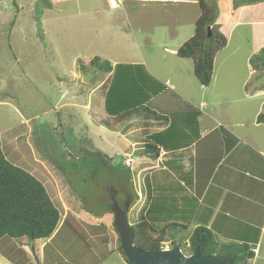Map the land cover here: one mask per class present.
<instances>
[{"label":"rangeland","instance_id":"1","mask_svg":"<svg viewBox=\"0 0 264 264\" xmlns=\"http://www.w3.org/2000/svg\"><path fill=\"white\" fill-rule=\"evenodd\" d=\"M39 1L10 0L12 11L0 15L2 152L10 163L27 171L44 185L61 213L59 226L65 218L74 219L78 231L84 237V242L81 243L76 242L72 236L80 248L78 254L83 252L90 255L89 250L93 251V254L94 251L95 254L99 251L105 252L107 259L103 264H126L118 250L119 235L114 226L113 213L105 210L101 218H96L84 210L83 205H86V202H83L81 191L85 193L87 205L91 209L107 205L111 197L115 196L113 187L119 185V180L108 165L95 157L94 151H102L110 164L118 168V165H124V161L127 160L124 159V153L129 149V145L123 136H120L122 124L118 125L120 127L118 134L105 126L107 120L103 95L108 87V76L89 71L94 75L88 83H84L82 78L89 72L83 74L78 65L81 62L88 66L89 61L95 57L121 65L129 60L124 56L138 54V50H142L146 57L152 56L151 54L158 48L149 49L144 45L147 40L155 42L161 40L158 36L160 31H155L159 29L157 26L159 12L154 4L141 3L139 0H123L118 9L112 7V0H48L51 8L42 9L38 23L39 17L35 9ZM115 1L118 3V0ZM211 1L217 4L216 24L221 25L220 33L227 36L232 31L228 47L215 57L213 73L216 82L210 86L213 90L223 88L221 100L226 99L225 102L233 103L231 106L218 105L216 109V114L220 115L217 116L218 119L227 122L234 113V106L238 108L241 104L253 102V106L257 107L259 101L264 100V96L256 98L255 101L245 100L241 90L242 81L245 79L251 88L258 87L264 90V70L258 77H248L251 68L249 55L256 54L258 49L264 47V25L241 24L231 30L232 24L227 20L229 8L220 0ZM2 5L0 2V8ZM253 15L255 16V13ZM141 16L148 26L140 32L138 26L132 22L128 25L127 20L128 17L138 20ZM240 35L246 37L249 43L240 42ZM141 45L144 47H140ZM163 50L159 49L158 54H163ZM165 54L176 60L169 51ZM195 91L198 92V89ZM90 92L93 94L88 99ZM197 92L190 95L193 99L191 106L192 108L196 106L200 111L198 107L200 92ZM250 93L253 95L252 91ZM88 103L93 105L91 110L85 108ZM199 115L202 116L201 113ZM245 119H251L250 114H246ZM140 120L138 119L137 123H140ZM109 123L112 124L111 121ZM112 126L117 125L113 123ZM131 136L132 141L140 137L137 131ZM66 152H71L73 156L68 157ZM63 157L72 164L79 165L74 166L75 168L70 165L69 170L63 169L60 165L67 164L62 160ZM119 168L116 170L121 171ZM71 171H79L83 180H87L85 188L83 185L81 188L75 185ZM95 172L97 174L92 178L91 175ZM142 172V169L131 171V183L137 199L129 209L130 224L141 218L143 208L149 202L143 194V180L145 174L151 171ZM161 174L151 172V177L154 176L156 180ZM167 174L171 176L174 184H177L171 171L168 170ZM169 185L172 184L168 182L166 186ZM108 190L112 191V195ZM186 190L189 192L188 187ZM158 196L163 199L161 207L157 204V199H154L149 219L177 221L182 215L181 219L186 221L187 226L179 235V239H172L171 231L167 229V235L161 244L167 242L172 247H175L174 243L180 244L184 254L190 255L184 243L187 245V236L195 229L194 223L191 222L193 213L192 217H187L185 212L180 213L169 192L156 191L154 197ZM165 226H160L152 234L153 238H157ZM240 232L241 235L250 234L249 230L236 228L230 235L236 237L235 235H239ZM66 237L64 234L60 237L63 241L60 239L53 243L51 241L45 249L44 245L51 239L34 242L26 239L3 241L0 264L69 263L77 252L72 255L66 249V246L70 245V243L67 245ZM218 242L235 243L224 242L221 239ZM18 251L23 252L20 253L21 256ZM263 257L264 249L261 250L256 264H264V261H261Z\"/></svg>","mask_w":264,"mask_h":264},{"label":"crops","instance_id":"2","mask_svg":"<svg viewBox=\"0 0 264 264\" xmlns=\"http://www.w3.org/2000/svg\"><path fill=\"white\" fill-rule=\"evenodd\" d=\"M139 1L154 4L158 10L157 26L159 29L157 27L158 30L155 31H160L158 36L161 40L160 42L152 40L145 42L144 46L149 49L158 48L151 54L152 56L146 57L142 50H138V54L124 56L129 60L121 64L142 66L147 75L164 86L165 90L153 97L145 106L155 113L163 112L168 118V123H159L135 115L121 123L123 130L120 136H123L122 138L129 145V149L124 153V159L132 160L128 169L162 173L156 180L154 176L151 177V172L145 174L143 194L149 202L144 206L142 215L147 222L154 225L163 226L176 222L175 224L186 226V221L181 219L182 215L177 221L149 219L154 199H157L159 206L163 201L159 196L154 197L156 191L169 192L180 213L185 212L187 217H192L193 213L191 222L194 223V228L198 226L208 228L217 240L253 245L252 249L255 252L251 264H256L261 250L264 249V124L256 122L257 116L262 111L264 100H260L257 107L253 106V102L241 104L238 108L234 106L233 118L231 117L227 122L224 119H218L217 116H220L216 114L218 105L231 106L233 103L232 101L225 102L226 99L221 100L223 88L221 90L210 88L216 82L214 73L210 85L203 87L193 75V61L179 58L176 55L178 48L194 34V24L200 14L196 0ZM0 2L3 3L0 15L12 11L10 0ZM220 2H224L229 8L227 20L232 24L231 30L241 24L264 25V23L254 21V6L234 9L233 0H220ZM143 19L142 16L138 20L128 17L127 22L128 25L132 22L138 26V31L141 32L148 26ZM186 24L187 26H184ZM217 25L220 29L221 25ZM225 37L227 45L222 50L228 47L232 31ZM239 41L249 43L246 37L241 35ZM159 49H164V53L158 54ZM168 51L176 57V60L165 54ZM251 56L249 55L248 61ZM111 66L115 67L116 63ZM260 73L250 68L248 77H258ZM105 75L108 76L107 80L111 76V74ZM247 83V79L242 81L243 99L255 101L256 98L264 96V90L258 87L245 89ZM195 89H198V92ZM251 91L253 95H250ZM195 92H200L198 106L200 111L196 106L195 108L191 106L193 99L190 95ZM215 92H217L216 95ZM92 94L93 92L89 93L88 99ZM92 106L88 103L85 108L91 110ZM188 110L196 113L198 137L193 143L174 151L161 148L156 159L139 154L150 135L162 132L169 126L171 113H184ZM207 110L209 111L206 112ZM200 113L202 116L199 115ZM244 114H250L251 119L246 120ZM105 115L107 120L105 126L118 134L120 123L115 122L106 113ZM138 119L142 121L137 123ZM113 123L117 126H112ZM135 131L140 135L138 141L131 140L133 137L131 135ZM168 170L173 174L177 184H174L171 176L167 174ZM168 182L172 185L166 186ZM236 228L249 230L250 234L241 235L240 232L239 235H235L238 238L233 237L230 234H233L232 231ZM261 261H264V257Z\"/></svg>","mask_w":264,"mask_h":264},{"label":"trees","instance_id":"3","mask_svg":"<svg viewBox=\"0 0 264 264\" xmlns=\"http://www.w3.org/2000/svg\"><path fill=\"white\" fill-rule=\"evenodd\" d=\"M196 2L200 14L194 24V34L178 48L176 55L182 59H191L193 61L195 79L201 86L208 87L212 81L214 59L226 47L227 38L220 33L219 26L216 24V2L211 0H196ZM248 6H254V21L264 23V0H233L234 9ZM43 8H51L48 0H40L36 6L35 11L39 17L37 19L38 23L40 22ZM208 28H210L209 33ZM249 64L253 71L261 72L264 70V47L251 56ZM87 67L90 70H87ZM78 68L83 74L89 71L111 74L104 94V110L115 122L121 124L135 115H140L141 117L143 115L142 119L145 120L168 123V118L164 116L163 112L158 114L145 106L153 97L165 89L162 84L147 75L142 66L121 64L112 67L109 62L95 57L89 61L88 66L79 62ZM249 87L250 83L248 82L245 85V89ZM169 112L167 113L169 114ZM169 122L170 124L165 130L148 137L147 142L142 146L140 155L156 159L161 148L166 149V151L178 150L190 145L198 137L196 113L189 110L184 113H171ZM256 122L257 124H264V105L256 118ZM94 152L95 157L97 156L98 160L100 159L101 162L108 165L118 178L119 185L116 186L120 187L122 183L128 182L134 200H136L137 196L131 183L132 174L128 167L118 165L121 171H117L116 169L118 168L110 164L106 155L99 150ZM66 153L68 157L73 156L71 152ZM62 160H65L67 164L60 165L61 168L69 170L68 167L70 165L75 168L74 164L66 160L65 157ZM78 165L79 163H76V166ZM72 173L75 185L80 188L83 185L85 188V181L87 180H83L79 171ZM96 174L97 172L91 177L93 178ZM81 194L83 202H86V205H83V209L96 218H101L105 214V210L112 213L108 203L107 205L104 204L98 208L91 209L87 205L85 193L81 191ZM60 223L61 213L52 202L44 185L27 171L10 163L2 152L0 142V249L2 250L4 245H1L3 241L26 239L29 242H34L51 239L50 242L44 245L45 249L51 244V241L52 243L58 239L63 241V238L60 237L65 234L67 235L66 240L68 239L67 245L70 243L69 246H66V249L72 255L75 252L78 254L80 248H78V243L76 242L83 243L84 237L78 231L79 228H77L74 219L68 217L63 220L61 226H59ZM130 225L134 231L133 245L143 251L159 250L161 242L167 235V229L171 231L172 239H179L181 232L186 230V226L173 223L166 224L161 229L158 237L153 238L152 234L160 226L147 222L143 215L138 221H134ZM72 236L75 237L76 242ZM186 241L188 246L185 244L186 242L184 246L189 254L198 250L202 257L211 256L225 260L227 264H251L254 258V251L249 245L245 243L220 244L217 237L203 226L196 227L187 236ZM174 246L181 248L180 244L174 243ZM118 250L124 257L125 263L132 264L124 256L120 244ZM89 252L91 253L90 255L88 253L83 254V252L82 254L74 255L69 263L62 262L57 264H88L89 259H91L89 264H103L104 260L107 259L105 252L99 251L98 254H95L96 251H94L95 255L93 251L89 250ZM20 253L23 252L20 251Z\"/></svg>","mask_w":264,"mask_h":264},{"label":"water","instance_id":"4","mask_svg":"<svg viewBox=\"0 0 264 264\" xmlns=\"http://www.w3.org/2000/svg\"><path fill=\"white\" fill-rule=\"evenodd\" d=\"M210 28H208V33ZM93 73L89 72L83 76L82 81L88 83ZM112 195V191L108 190ZM115 193V192H114ZM112 204L109 206L114 215V226L117 230L120 240L121 250L126 259L132 264H227L225 260H220L211 256L202 257L198 250L192 254H184L179 247L171 250H151L143 251L133 245L134 231L128 220V205L122 209L111 197ZM34 254V249H31Z\"/></svg>","mask_w":264,"mask_h":264},{"label":"flooded vegetation","instance_id":"5","mask_svg":"<svg viewBox=\"0 0 264 264\" xmlns=\"http://www.w3.org/2000/svg\"><path fill=\"white\" fill-rule=\"evenodd\" d=\"M84 154H85V152H84ZM74 166H76V164H74ZM113 189L115 192V196H114L115 201L120 205V207L122 209H125L126 206L128 205V213H129L130 206L134 202V197L131 193V189H130L128 182L122 183V185L120 187H118V186L113 187ZM111 204H112V202L109 201L108 207Z\"/></svg>","mask_w":264,"mask_h":264},{"label":"built area","instance_id":"6","mask_svg":"<svg viewBox=\"0 0 264 264\" xmlns=\"http://www.w3.org/2000/svg\"><path fill=\"white\" fill-rule=\"evenodd\" d=\"M121 2H122V0H118V3L115 0H112L111 5L114 9H118ZM130 164H131V159L130 160L127 159L124 161V165L126 167H129ZM172 248H174V247H172L170 243L166 242V243L161 244V247L159 250H171ZM253 251L255 252V250H253Z\"/></svg>","mask_w":264,"mask_h":264}]
</instances>
